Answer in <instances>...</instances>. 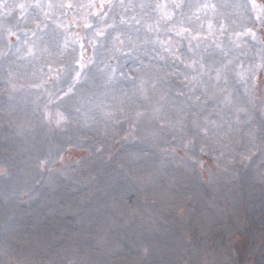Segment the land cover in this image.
I'll use <instances>...</instances> for the list:
<instances>
[{"label": "rangeland", "instance_id": "1", "mask_svg": "<svg viewBox=\"0 0 264 264\" xmlns=\"http://www.w3.org/2000/svg\"><path fill=\"white\" fill-rule=\"evenodd\" d=\"M177 2L179 10L172 0H0V247L24 255L38 244L48 258L68 257L73 264H177L188 249L206 251L202 233L209 229L216 233L211 252L217 264H264V190L257 178L247 180L251 188L243 199L226 206L198 194L189 216L161 217L107 162L77 164L67 136L50 135L39 123L33 91L11 89L10 73L15 78L36 73V56L45 48L56 52L62 41L97 58L113 52L132 60L155 58L162 68L177 64L175 57L191 55L174 35L178 21L199 23L203 0ZM242 2L249 15L264 11L260 0ZM81 18L91 26L73 45L69 20ZM220 55L196 49L205 64ZM228 75L234 95L247 98L245 83ZM202 82L207 86V78ZM256 83L264 94V73ZM57 154L67 158L66 165L45 171L43 158Z\"/></svg>", "mask_w": 264, "mask_h": 264}, {"label": "clouds", "instance_id": "2", "mask_svg": "<svg viewBox=\"0 0 264 264\" xmlns=\"http://www.w3.org/2000/svg\"><path fill=\"white\" fill-rule=\"evenodd\" d=\"M172 6L181 7L177 0ZM198 7L203 11L199 23L179 20L174 32L191 55L175 57L178 63L168 68L155 58L132 60L113 52L97 58L62 41L56 52L45 48L36 56V73L9 74L13 91H33L46 132L67 136L77 164L107 162L161 217L189 216L198 194L210 196L217 206L243 199L253 176L264 190V94L256 83L264 73V11L249 15L242 0H203ZM259 7L264 10V0ZM69 23L75 29L69 39L77 45L91 25L86 18ZM253 45H258L255 52ZM201 46L220 58L205 64L196 56ZM229 72L245 83L247 98L234 95ZM89 125L88 132L79 131ZM168 160L177 166L170 168ZM66 163L61 154L42 160L45 171H59ZM202 235L206 251L188 249L177 264H217L211 252L216 233L205 229ZM0 264L73 261L48 258L32 244L24 255L0 247Z\"/></svg>", "mask_w": 264, "mask_h": 264}]
</instances>
